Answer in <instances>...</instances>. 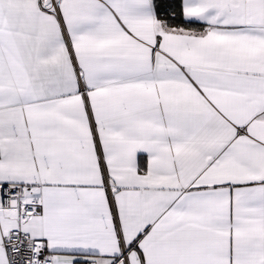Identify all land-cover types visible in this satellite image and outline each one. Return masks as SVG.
Wrapping results in <instances>:
<instances>
[{
  "label": "snow or ice",
  "instance_id": "1",
  "mask_svg": "<svg viewBox=\"0 0 264 264\" xmlns=\"http://www.w3.org/2000/svg\"><path fill=\"white\" fill-rule=\"evenodd\" d=\"M0 264H264V0H0Z\"/></svg>",
  "mask_w": 264,
  "mask_h": 264
}]
</instances>
